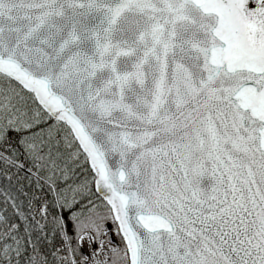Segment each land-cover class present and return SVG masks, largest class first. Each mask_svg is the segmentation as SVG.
<instances>
[{
    "label": "snow or ice",
    "instance_id": "snow-or-ice-1",
    "mask_svg": "<svg viewBox=\"0 0 264 264\" xmlns=\"http://www.w3.org/2000/svg\"><path fill=\"white\" fill-rule=\"evenodd\" d=\"M0 264H264V0H0Z\"/></svg>",
    "mask_w": 264,
    "mask_h": 264
}]
</instances>
